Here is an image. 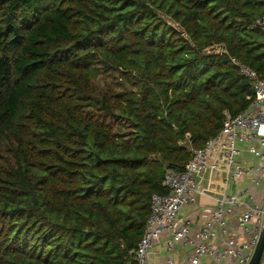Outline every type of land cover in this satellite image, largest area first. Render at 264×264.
<instances>
[{
    "label": "trees",
    "instance_id": "16d2710c",
    "mask_svg": "<svg viewBox=\"0 0 264 264\" xmlns=\"http://www.w3.org/2000/svg\"><path fill=\"white\" fill-rule=\"evenodd\" d=\"M262 17L264 0H0V264H137L166 174L254 101L233 59L264 78Z\"/></svg>",
    "mask_w": 264,
    "mask_h": 264
},
{
    "label": "built area",
    "instance_id": "2783aa9c",
    "mask_svg": "<svg viewBox=\"0 0 264 264\" xmlns=\"http://www.w3.org/2000/svg\"><path fill=\"white\" fill-rule=\"evenodd\" d=\"M254 26L264 34V17L256 19ZM233 62L252 83L255 99L244 112L227 115L221 133L193 153L184 171L166 174L163 186L168 193L153 195L151 215L132 252L137 264H153L151 251L162 240L168 254L163 264H178L172 254L179 247L185 249L186 264H250L252 260L264 228V195L260 201L255 196L264 190V78ZM244 152L255 163L241 161ZM220 172L225 173V187L231 182L246 181L247 185L233 193L215 192L209 183ZM205 179L207 188L201 182ZM201 195L215 200V205L202 217V225L193 228L182 212ZM260 264H264V253Z\"/></svg>",
    "mask_w": 264,
    "mask_h": 264
},
{
    "label": "crops",
    "instance_id": "0c3cea01",
    "mask_svg": "<svg viewBox=\"0 0 264 264\" xmlns=\"http://www.w3.org/2000/svg\"><path fill=\"white\" fill-rule=\"evenodd\" d=\"M241 161H243L245 164H253L255 163L256 160L254 157L244 152L243 156H241ZM224 178H225V173L220 172L216 174L213 177V180L210 181L209 183L211 189L214 190L215 192H222L226 190L228 193L229 192L233 193L244 188L247 185L246 181H242V182H231L228 184L227 187H225L223 184ZM201 182H202V186L204 185V188H207L208 181L205 179L202 180ZM259 193H262V191ZM214 205H215V200H213L208 196L201 195L197 198L195 204L187 206L183 210L182 216L186 218H190L193 228H198L202 225L203 218H206V212L208 214V211L210 212V210ZM165 244H166V240H162L161 242L156 244L153 250L151 251L150 259L153 262V264H163V262L165 261V258L168 256V254L165 251ZM172 257L177 261L178 264H186L185 249L183 247H179L176 253L172 254Z\"/></svg>",
    "mask_w": 264,
    "mask_h": 264
},
{
    "label": "rangeland",
    "instance_id": "374dc122",
    "mask_svg": "<svg viewBox=\"0 0 264 264\" xmlns=\"http://www.w3.org/2000/svg\"><path fill=\"white\" fill-rule=\"evenodd\" d=\"M95 85L98 87V89H102L104 91H115L119 92L123 88L126 89H132V87L124 81V78L120 76L119 74H105L100 76L98 80L95 81ZM5 157H9V155L6 153ZM263 191L262 194H258V192ZM258 192H255L256 199L259 201L263 199L264 190L260 189Z\"/></svg>",
    "mask_w": 264,
    "mask_h": 264
},
{
    "label": "water",
    "instance_id": "95a60500",
    "mask_svg": "<svg viewBox=\"0 0 264 264\" xmlns=\"http://www.w3.org/2000/svg\"><path fill=\"white\" fill-rule=\"evenodd\" d=\"M263 253H264V228L261 233L260 241L257 245V248L255 250V253L252 257L250 264H260Z\"/></svg>",
    "mask_w": 264,
    "mask_h": 264
}]
</instances>
